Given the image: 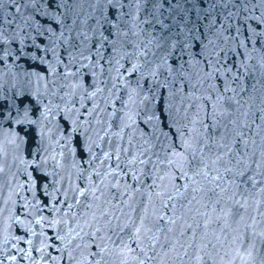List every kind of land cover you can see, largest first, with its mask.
<instances>
[{
	"label": "snow or ice",
	"instance_id": "6c2138e0",
	"mask_svg": "<svg viewBox=\"0 0 264 264\" xmlns=\"http://www.w3.org/2000/svg\"><path fill=\"white\" fill-rule=\"evenodd\" d=\"M84 2L92 11L82 15ZM142 4H151V19L140 20ZM175 7H181L179 0ZM217 7L227 11L217 12ZM162 8L161 0H0V64L31 56L56 74V65L64 64L59 54L63 46L70 63L79 56L89 61L82 67L103 73L100 60L107 43V60L116 72L109 77L111 88L108 81L101 87L99 79L89 87L74 83L61 97H67L63 106L46 107L45 119L56 111L70 122L68 134L60 137L65 144L55 143L69 149L72 169L83 185L73 181L71 172L55 171L64 167L63 150L52 148V154L41 156L38 147L36 158L20 159L28 180L10 191L5 204H16L13 193L23 191L25 183L35 198L38 180L28 171L31 166L58 179L51 191L48 182L40 184L47 203L21 197L25 211L7 217L0 264H18V256L29 264H264V0H209L204 40L194 34L199 27L188 26L187 16L183 24L174 20L179 33L165 35L171 25L160 18ZM145 23L153 30L158 24L160 34L144 39ZM105 25L115 38L100 32L98 59L92 63L84 46L90 32L95 36ZM14 42L18 48L11 47ZM28 47L38 52H25ZM77 48L78 53L68 51ZM177 49L180 56L174 57ZM49 53L52 61L46 59ZM241 56L239 62L233 59ZM125 60L130 66L121 73ZM79 72L66 69L63 79ZM133 76L135 86L129 79ZM117 77L126 99L119 95ZM160 101L165 107H152ZM28 112L25 108L16 123H36ZM141 120L148 131L140 127ZM75 135L84 136L75 140L82 149L80 161L75 159ZM49 161L54 162L53 173H47ZM4 172L0 162V174ZM44 209L53 215L34 214ZM12 224L23 234L12 235ZM10 241H16L11 244L15 255H7ZM20 243L28 247H18Z\"/></svg>",
	"mask_w": 264,
	"mask_h": 264
},
{
	"label": "water",
	"instance_id": "95a60500",
	"mask_svg": "<svg viewBox=\"0 0 264 264\" xmlns=\"http://www.w3.org/2000/svg\"><path fill=\"white\" fill-rule=\"evenodd\" d=\"M179 2L181 4V7L177 8L175 7L177 0H161V3L163 4L161 12L163 13V15L160 18L164 20L165 24L171 25V28L167 33H165V35L179 33L180 28L176 23H174V20L179 21L181 24H183L187 16L188 26L192 27V25L195 24L197 27H199L200 32L194 34L197 36L198 40H204V33L206 32L208 20L204 19L203 15L204 11L207 10L209 0H179ZM80 7L81 6H78V9ZM82 9V15L92 11L89 3L87 2H84L82 4ZM134 9L135 6L133 5L132 10L134 11ZM141 9L142 10L139 13V17L140 20H144L146 17H148V13L151 12L152 6L151 4H142ZM124 10L128 11L129 9L125 8ZM8 11H14V9L8 8ZM216 11L226 12L227 9H224L223 7H217ZM96 15L98 16L99 13H96ZM148 18L151 19V17ZM125 19L130 18L125 17ZM216 19L219 23L221 18L217 16ZM44 23L47 24L50 23V21L45 20ZM88 23L92 27L96 26L95 20H89ZM250 23L255 26L254 21H251ZM52 26L58 27L55 23H53ZM141 26L145 29V32L142 33V37L144 39H149L151 38V36H158L161 32L160 26L158 24L155 25L154 30L153 25L151 24L145 23ZM110 31V27L108 25H105L103 29L97 30L95 36H92L90 32V40L88 41L87 45L84 46V55H91L92 63H94L96 59H98L95 54V45L99 38L100 32H103L104 35H108L109 39H114L115 37L110 35ZM174 38L177 40H181L187 37L174 36ZM39 42L42 44H47V40L44 38H40ZM72 42L74 44L79 43V41L75 39H73ZM11 47L18 48V42H14ZM104 48L105 51L103 52V55L105 56V59L100 60V64L104 68L103 73H100L99 68L91 69L90 67H82L81 65L89 64V61L80 60L79 56H77L78 62L70 63L67 52L65 51L63 46L59 49V54L60 58L64 61V64L56 65V74H52L46 64L38 61H33L31 56H21L19 60L9 58L4 60V62L0 64V162H2L5 166V172L3 174H0L3 176L4 183L3 189L0 190V208L4 209L3 214L0 215V242H2L4 235L7 234L4 231L7 224L10 223L7 217L12 213L20 215L25 211V209L23 208L24 201L21 199V197H27L34 204L37 202V200L47 203L49 198L40 192V184L48 182V190L51 191L53 188V181L55 179H58V177L50 174L36 172L33 170L34 166H31L28 168V171L31 172L32 175L38 180L35 198H33V194L28 191V183H25L23 191L18 194L13 193L12 198L16 201V204H5L4 201L8 200L10 191L14 189L19 182H27L28 180L27 174L22 171L24 165L19 164L20 159L30 160L36 158L38 147L41 149L39 153V155L41 156L52 154V148H55L56 152H60L61 150H63L65 155L61 160V163L64 167L63 169H57L55 171H59L61 175H66L67 173L71 172L73 181L75 183L83 185V181L76 179L75 171L72 169L73 155L69 153V149L67 147L61 149L59 145H56L55 143V141L59 139L60 145L65 144V140L60 139V137L61 135L66 136L68 134V125L70 122L65 119L64 113L57 114L56 111H53L50 115L47 116V119H45V109L46 107H52L54 105L63 106L67 97H65V100H62L61 97L64 96L65 92L71 91V88L69 86L74 83H82L85 87H89L94 83L95 80L99 79L101 81V87H104L103 81H108L107 87L111 88V81L109 77H115L116 72L114 70V64L110 65L107 60L108 53L110 52L109 45L105 43ZM195 50H199V45ZM68 51H74L78 53L80 49H68ZM129 51H131V49H129ZM159 51H163V49ZM25 52H38V50L32 47H28L25 48ZM173 55L174 57H179L180 50L177 49ZM254 55L258 54L254 53ZM242 58L243 57L241 56L239 58L234 57L233 59H237V62H239V59ZM46 59L52 61V55L49 53L46 56ZM184 59H187V57L185 56ZM173 62L174 61L170 60V63ZM180 62H183V60H181ZM53 63L55 62L53 61ZM123 63L125 67L120 70L121 73H124L125 68L130 66L127 60L123 61ZM249 63L254 64L255 60L249 61ZM78 68L80 69V72L77 74V76L69 75L66 80L63 79L66 69L75 73L77 72ZM93 71L96 72V76L92 75ZM39 76H43L44 79H38ZM129 79L132 80L133 86H135V76L129 77ZM161 79H163V76H161ZM217 83H222V81H218ZM245 83L251 82L246 79ZM61 84L65 85V87H60ZM117 84L120 87L119 95L126 99L127 97L125 94V90L123 86L120 85L118 77ZM148 86L149 85L145 82V90H147ZM89 90H91V88H89ZM164 91V89H161V94L164 93ZM73 99L77 100L76 107H79L78 97H74ZM91 103V101L87 102L89 107H91ZM116 107H121V103L119 100L116 101ZM152 107L160 110L165 107V105L163 101H160L159 103L153 104ZM25 108L29 110V118L36 123H16V120L18 118L23 117ZM254 110L255 109H253V111ZM81 111H83V109H81ZM111 111L112 107L109 106L108 112ZM9 113H11V115H9ZM102 118L106 120L107 113L102 114ZM257 123H259V121H257ZM139 124L140 127L144 128L145 131L149 130L148 125H145L142 120L139 121ZM113 130L117 129L114 128ZM21 137H23V139H21ZM83 139V135H75L74 137L73 147L78 149L75 155L76 161H80V151H82V149L79 148V145L75 144V140L83 141ZM44 148H47L48 152H44ZM53 163V161H49L47 165V173H53ZM8 165H11V168H9ZM83 166L87 167V165ZM13 172L16 173L15 176H12ZM64 187H67V181H65L61 185L62 189ZM34 214L46 216L53 215V213H50L48 209H44L42 212H36ZM37 230H39V226H37ZM9 231L14 236L23 234V231L19 228V226L15 224H12V227L11 229H9ZM45 231H47L49 235L53 234V230L51 229H45ZM25 238L28 239L31 237L26 236ZM32 239L35 240L37 238ZM12 243H16V241H10L9 245L6 246L8 249H10V251L7 252V255L17 254L16 249H11ZM18 247L27 248L28 245L20 243ZM49 251L52 252L53 255H58V253L54 249H49ZM33 256L38 258L39 254L33 252ZM18 264H29V262L20 260L18 256Z\"/></svg>",
	"mask_w": 264,
	"mask_h": 264
}]
</instances>
